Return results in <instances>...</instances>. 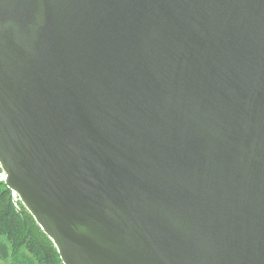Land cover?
Wrapping results in <instances>:
<instances>
[{
	"label": "water",
	"instance_id": "obj_1",
	"mask_svg": "<svg viewBox=\"0 0 264 264\" xmlns=\"http://www.w3.org/2000/svg\"><path fill=\"white\" fill-rule=\"evenodd\" d=\"M0 167L62 264H264V0H0Z\"/></svg>",
	"mask_w": 264,
	"mask_h": 264
},
{
	"label": "trees",
	"instance_id": "obj_2",
	"mask_svg": "<svg viewBox=\"0 0 264 264\" xmlns=\"http://www.w3.org/2000/svg\"><path fill=\"white\" fill-rule=\"evenodd\" d=\"M0 182V260L15 264H62L57 249L21 206L16 210L10 191Z\"/></svg>",
	"mask_w": 264,
	"mask_h": 264
},
{
	"label": "rangeland",
	"instance_id": "obj_3",
	"mask_svg": "<svg viewBox=\"0 0 264 264\" xmlns=\"http://www.w3.org/2000/svg\"><path fill=\"white\" fill-rule=\"evenodd\" d=\"M3 171H2V169H1V167H0V182L1 183H3L4 185H5V182H4V180H3ZM10 194V198H11V201H12V203H13V206L15 207V209L16 210H20V207L21 206H23L22 205V203L19 201V202H17L15 199H14V197L12 196V193L11 192H9ZM24 207V206H23ZM25 208V207H24ZM29 213V212H28ZM0 264H15V263H12V260L11 259H9V260H6V261H2V260H0Z\"/></svg>",
	"mask_w": 264,
	"mask_h": 264
},
{
	"label": "built area",
	"instance_id": "obj_4",
	"mask_svg": "<svg viewBox=\"0 0 264 264\" xmlns=\"http://www.w3.org/2000/svg\"><path fill=\"white\" fill-rule=\"evenodd\" d=\"M3 180H5V174L3 173ZM10 192L12 193V196L14 197V199L17 201V202H19L20 201V198H19V196L14 192V191H12V190H10Z\"/></svg>",
	"mask_w": 264,
	"mask_h": 264
}]
</instances>
